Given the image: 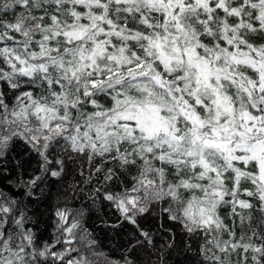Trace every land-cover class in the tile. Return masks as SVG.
Listing matches in <instances>:
<instances>
[{"label": "snow or ice", "instance_id": "obj_1", "mask_svg": "<svg viewBox=\"0 0 264 264\" xmlns=\"http://www.w3.org/2000/svg\"><path fill=\"white\" fill-rule=\"evenodd\" d=\"M0 264H264V0H0Z\"/></svg>", "mask_w": 264, "mask_h": 264}, {"label": "trees", "instance_id": "obj_2", "mask_svg": "<svg viewBox=\"0 0 264 264\" xmlns=\"http://www.w3.org/2000/svg\"><path fill=\"white\" fill-rule=\"evenodd\" d=\"M98 234L100 235L101 238H104V233L100 231L99 228H98Z\"/></svg>", "mask_w": 264, "mask_h": 264}]
</instances>
